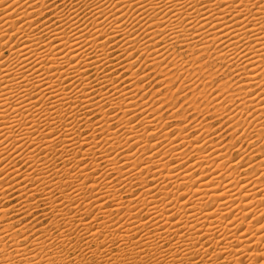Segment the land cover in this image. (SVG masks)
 Returning <instances> with one entry per match:
<instances>
[{
    "label": "bare ground",
    "instance_id": "obj_1",
    "mask_svg": "<svg viewBox=\"0 0 264 264\" xmlns=\"http://www.w3.org/2000/svg\"><path fill=\"white\" fill-rule=\"evenodd\" d=\"M0 264H264V0H0Z\"/></svg>",
    "mask_w": 264,
    "mask_h": 264
},
{
    "label": "rangeland",
    "instance_id": "obj_2",
    "mask_svg": "<svg viewBox=\"0 0 264 264\" xmlns=\"http://www.w3.org/2000/svg\"><path fill=\"white\" fill-rule=\"evenodd\" d=\"M157 81V80H156ZM155 80H152L151 81V83H148V84H146L147 86L145 87V89L147 90H145V92H144V90H143V92H141V95L143 94V93H147V92H149V93H147L146 95V99L145 100H147V105L148 106H150L151 108H153V110H154V108L156 107L157 108V106H159V105H161L162 107V109H161V111H165L166 109L168 110V111H173V110H177L176 111V113H177V116H176V120L174 119V118H171V116H170V118H169V120L168 119H166L167 121V125H171V124H176V123H181L182 121H184V120H186V119H188V113H186V112H184V106H183V102H182V100H181V97H182V95L184 94L183 92V94H177L176 92H177V89H178V87H180L182 84L180 83V82H177L175 79L174 80H172L173 82L171 83V85H170V88H168L167 90H166V88H162V87H160V86H158L157 87V85L155 84V82H156ZM153 83V84H152ZM151 84H152V87H151ZM180 84V85H179ZM179 85V86H178ZM150 86V87H149ZM160 87V88H159ZM149 88V89H148ZM162 88V89H161ZM175 89H176V91H175ZM204 89L202 88H200L198 91H197V93H195V94H193V96H189V97H187L186 99H188V98H190V99H188V100H186V104H190V103H188V101L189 102H191L192 101V99L194 100V101H192V106L193 105H197V106H200L201 108L199 109L200 111H201V113H199V115L197 114V117H195L196 118V120H198V119H200L199 117H201V120L199 121V122H201V121H203V119H204V117H206V123H204L205 125H209V127H212L211 129L212 130H214V131H216L217 132V130L219 129V127H220V125H218L215 121H214V118L212 119L211 117H209V116H207V114L205 115L203 112H204V110H202V109H204L205 107L204 106H206V105H204V104H206V102H205V94H207V93H209L208 92V89L207 90H204V95H203V93H201V91H203ZM156 91V92H155ZM186 92V91H185ZM151 94V95H150ZM153 94V95H152ZM198 94V95H197ZM200 94V95H199ZM162 95V96H161ZM202 95V96H201ZM158 96H160V97H158ZM194 96H198V98L197 97H195V99H194ZM202 97V99L204 100H202V99H200ZM148 98V99H147ZM157 98V99H156ZM160 98V99H159ZM151 99V100H150ZM202 100V101H201ZM200 103H199V102ZM205 102V103H204ZM159 103V104H158ZM181 103V104H180ZM201 104H203V105H201ZM157 105V106H156ZM164 106V107H163ZM183 106V107H182ZM194 107V106H193ZM164 109V110H163ZM167 110H166V113H167ZM179 111V112H178ZM162 113H165V112H160V114H162ZM162 114V115H165V116H167V114ZM203 117H202V116ZM164 116V117H165ZM186 117V118H185ZM209 118V120H208V118ZM171 119H172V122H171ZM212 120V121H211ZM208 121H209V123H208ZM170 122V123H169ZM212 124V125H211ZM215 125V126H214ZM218 125V126H217ZM213 127H215V128H213ZM221 130H223V129H221ZM221 130H219V131H221ZM189 133L187 134V135H193V132H191V131H188ZM221 133H222V131H221ZM225 135V134H224ZM45 222V221H44ZM47 223V222H46ZM45 223V224H46Z\"/></svg>",
    "mask_w": 264,
    "mask_h": 264
}]
</instances>
